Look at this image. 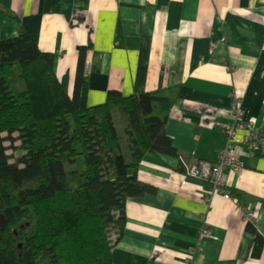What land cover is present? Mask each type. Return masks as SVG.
Listing matches in <instances>:
<instances>
[{
    "label": "crops",
    "instance_id": "obj_1",
    "mask_svg": "<svg viewBox=\"0 0 264 264\" xmlns=\"http://www.w3.org/2000/svg\"><path fill=\"white\" fill-rule=\"evenodd\" d=\"M0 40L23 28L53 72L73 85L80 47L88 106L171 87L164 126L175 156L146 154L138 180L153 194L128 199L112 264H264V152L242 157L226 192L187 170L215 163L236 108L264 134V0H0ZM241 134H243L241 132ZM252 213L251 220L247 218ZM262 238L253 257L254 234ZM207 232L208 236H202Z\"/></svg>",
    "mask_w": 264,
    "mask_h": 264
},
{
    "label": "trees",
    "instance_id": "obj_2",
    "mask_svg": "<svg viewBox=\"0 0 264 264\" xmlns=\"http://www.w3.org/2000/svg\"><path fill=\"white\" fill-rule=\"evenodd\" d=\"M90 48L80 47L70 88L67 75L53 72L54 55L23 28L0 40V264H112L127 200L154 193L138 180L141 160L176 155L164 126L188 91H108L102 104L88 106ZM246 229L256 258L262 238L251 223Z\"/></svg>",
    "mask_w": 264,
    "mask_h": 264
},
{
    "label": "built area",
    "instance_id": "obj_3",
    "mask_svg": "<svg viewBox=\"0 0 264 264\" xmlns=\"http://www.w3.org/2000/svg\"><path fill=\"white\" fill-rule=\"evenodd\" d=\"M88 62L85 63L87 68ZM241 111L236 108L232 114L231 123L221 131L225 146L217 154L215 163L199 162L187 170V176L207 181L211 188L226 192L227 176L222 169L229 168L237 174L242 169V157H252L264 152V134H260L256 127V120L241 121ZM241 132L243 134H241ZM229 193L226 192L225 196ZM251 220L252 213L247 216ZM202 236L210 237L207 232Z\"/></svg>",
    "mask_w": 264,
    "mask_h": 264
},
{
    "label": "rangeland",
    "instance_id": "obj_4",
    "mask_svg": "<svg viewBox=\"0 0 264 264\" xmlns=\"http://www.w3.org/2000/svg\"><path fill=\"white\" fill-rule=\"evenodd\" d=\"M87 70H89V65H87ZM68 77V76H67ZM23 86V84L16 79V81H14L13 83V87L14 89L16 90H20V88ZM114 119H115V124H116V127L118 129V133L121 135L122 133V129H123V121L122 119L120 118L119 114L118 113H115L114 114ZM124 149H125V145H124ZM8 153H10V151H8ZM42 263V262H41Z\"/></svg>",
    "mask_w": 264,
    "mask_h": 264
}]
</instances>
